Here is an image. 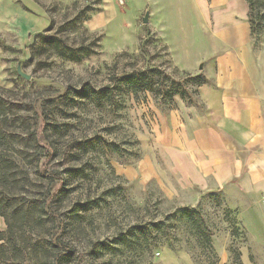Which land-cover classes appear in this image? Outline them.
Returning <instances> with one entry per match:
<instances>
[{"label":"rangeland","instance_id":"374dc122","mask_svg":"<svg viewBox=\"0 0 264 264\" xmlns=\"http://www.w3.org/2000/svg\"><path fill=\"white\" fill-rule=\"evenodd\" d=\"M24 3L43 27L25 53L12 52L10 84H0L7 102L0 115L4 165L10 169L0 192L10 198L12 210L54 190L56 183L42 172L74 166L84 173L72 178L70 199L58 203L56 215L64 205L80 209L82 221L71 232L77 264H264V246L250 236L224 194L186 187L160 144L162 118L177 107L176 99L198 102L200 80L194 76L206 43L192 1L169 5L173 25L177 8L183 16L181 32H172L171 41L162 34L165 12L152 1ZM257 5L255 47L264 43V0ZM153 7L157 23L149 18L144 23ZM48 38L90 54L80 61L64 58ZM17 65L30 78L17 73ZM128 73L141 83H123ZM173 91L179 94L171 96ZM44 127L59 148L55 159L48 155ZM151 162L159 175L150 176ZM34 237L48 234L43 229Z\"/></svg>","mask_w":264,"mask_h":264},{"label":"crops","instance_id":"0c3cea01","mask_svg":"<svg viewBox=\"0 0 264 264\" xmlns=\"http://www.w3.org/2000/svg\"><path fill=\"white\" fill-rule=\"evenodd\" d=\"M149 1L161 4L162 34L171 41L172 32H181L183 16L177 8L173 25L169 5L179 6L180 0ZM191 1L206 43L196 65L208 82L198 86L196 104L176 99L177 107L162 118L160 144L186 187L222 192L250 236L264 246V43L254 46L247 0ZM24 2L0 0L1 85L10 84L12 52L25 53L43 27ZM155 10L148 11L153 25ZM151 165L150 176L159 175ZM5 227L0 215V231Z\"/></svg>","mask_w":264,"mask_h":264},{"label":"trees","instance_id":"16d2710c","mask_svg":"<svg viewBox=\"0 0 264 264\" xmlns=\"http://www.w3.org/2000/svg\"><path fill=\"white\" fill-rule=\"evenodd\" d=\"M257 1L247 0L252 37L255 31L253 15L258 10ZM48 40L53 43L56 52L64 58L80 61L90 54L88 50L62 46L61 42L55 41L53 38H48ZM194 78L200 80L198 86L208 82V78L204 73L196 74ZM121 80L131 86H138L141 83L133 73L126 74ZM1 89L5 90L0 86ZM80 93L84 94L85 92ZM174 94H179V92H171V96ZM6 109L7 102L0 93V115L4 114ZM43 131V139H48V155H50V158L55 159L59 155V148L51 139L49 130L45 128ZM3 139L4 134L0 128V183L7 179L10 174V169L4 165L6 154L3 149ZM46 171L45 173L42 172V178L53 184L56 183L54 190L52 188V191L45 190L42 194H35L34 197L29 198L28 202H23L20 208L16 206V211L12 210L13 205L10 198L0 192V215L6 223L5 229L0 231V264H6L9 261H16L17 264H77L76 255L78 251L75 242L71 238V232L74 222L82 221L79 214L80 209H75L74 206L69 209L67 205H64L61 212L58 215L56 213L59 208L58 203L61 204L70 199L72 178L75 176L80 177L84 172L74 166H64L56 172L48 171L46 173ZM190 210L187 209L186 213L194 219V212ZM36 226L39 227L38 230H35ZM196 228L197 233L205 235L201 226ZM43 229L48 234V238L42 237L43 240L35 238V233ZM130 234L134 235L133 232H130ZM42 235L44 234L42 233ZM135 236L137 235L135 234ZM207 238L210 242V237L207 236Z\"/></svg>","mask_w":264,"mask_h":264},{"label":"water","instance_id":"95a60500","mask_svg":"<svg viewBox=\"0 0 264 264\" xmlns=\"http://www.w3.org/2000/svg\"><path fill=\"white\" fill-rule=\"evenodd\" d=\"M148 18H149V12L147 11L145 16L143 17V22L147 23L148 22ZM18 73L20 75H22L24 78H30V75L25 73L22 69H21V65H18Z\"/></svg>","mask_w":264,"mask_h":264}]
</instances>
